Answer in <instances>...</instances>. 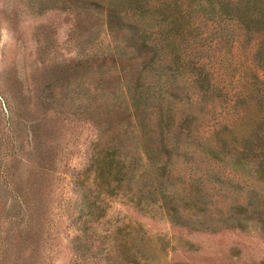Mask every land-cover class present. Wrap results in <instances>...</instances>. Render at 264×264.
I'll return each mask as SVG.
<instances>
[{
  "label": "rangeland",
  "instance_id": "rangeland-1",
  "mask_svg": "<svg viewBox=\"0 0 264 264\" xmlns=\"http://www.w3.org/2000/svg\"><path fill=\"white\" fill-rule=\"evenodd\" d=\"M104 6L160 45L162 76L141 77L159 156L127 114L131 72L101 63L121 29ZM200 7L0 0V264H264V19ZM109 145L126 163L113 195L90 164Z\"/></svg>",
  "mask_w": 264,
  "mask_h": 264
},
{
  "label": "trees",
  "instance_id": "trees-1",
  "mask_svg": "<svg viewBox=\"0 0 264 264\" xmlns=\"http://www.w3.org/2000/svg\"><path fill=\"white\" fill-rule=\"evenodd\" d=\"M178 2L179 1H173L167 4L168 11L165 13V16H170L166 24L169 28L174 29L172 25L177 20L176 12ZM229 2L230 0H196V3L201 6L200 8L202 10L207 9L211 12L224 14L227 17L239 19L249 18L255 22L264 19V0L252 1L249 6L244 8L245 10L242 9L240 11L234 9V6L230 5L231 3L229 4ZM104 11L107 12L105 14L107 17L105 22L109 25L107 26L121 29L115 33L117 37H115L113 41L110 40L111 47L109 49L111 51H107L102 55L101 63L108 60L110 64L116 65L119 81L126 80L128 78V72H131L127 85L131 90L132 104L127 114L132 118H142L138 123V128L141 135L146 137V139L143 140L144 146L147 148H157V151H155L153 155L159 156L158 152L164 149L161 146L162 139L160 133L161 125L159 113H161V104L160 101H157L156 103H152V106L148 110L145 109L144 106L147 98L142 94L141 77H143L142 73L145 68L154 69L156 74L162 76V66L156 68L154 64L160 45L158 42L152 40L150 34L145 30L141 29L138 31L134 24L122 20L121 16H119L118 8L112 6H107V8H105L104 6ZM166 42L169 43V40ZM171 44H174V42H171ZM170 48L175 50L174 46ZM89 93L90 92L87 90V92L83 93V96L88 97ZM170 94L178 96L177 92L172 89H170ZM140 99H143L142 103H140ZM107 104L106 109L112 110L113 107L110 106L111 104ZM156 112L158 115H153ZM90 164L93 166V172L96 177V181L94 182L96 191L108 195L116 194L123 182L126 171V163L123 157L120 156L119 149H117L115 145L106 146L99 154H96V156L92 158ZM90 190L92 191L91 188ZM88 203V210L92 218H98L104 214L103 210H101V206L96 203L95 198H90Z\"/></svg>",
  "mask_w": 264,
  "mask_h": 264
}]
</instances>
